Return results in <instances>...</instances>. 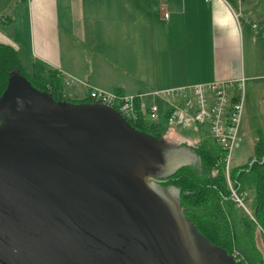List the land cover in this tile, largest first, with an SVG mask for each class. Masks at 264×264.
<instances>
[{"label":"water","instance_id":"water-1","mask_svg":"<svg viewBox=\"0 0 264 264\" xmlns=\"http://www.w3.org/2000/svg\"><path fill=\"white\" fill-rule=\"evenodd\" d=\"M124 119L11 79L0 101V264H229L152 176L175 147Z\"/></svg>","mask_w":264,"mask_h":264},{"label":"crops","instance_id":"crops-1","mask_svg":"<svg viewBox=\"0 0 264 264\" xmlns=\"http://www.w3.org/2000/svg\"><path fill=\"white\" fill-rule=\"evenodd\" d=\"M0 43L27 69L39 61L57 70L74 98L92 88L244 86L264 80V0H0ZM246 107L244 95V118Z\"/></svg>","mask_w":264,"mask_h":264},{"label":"trees","instance_id":"trees-1","mask_svg":"<svg viewBox=\"0 0 264 264\" xmlns=\"http://www.w3.org/2000/svg\"><path fill=\"white\" fill-rule=\"evenodd\" d=\"M13 78L24 81L51 102L64 103L67 107H84L93 102L87 94L81 98L66 95L64 79L57 70L39 61H33L27 69L12 45L0 43V101ZM124 120L134 131L165 144L164 126L144 119ZM174 144V150L181 156L174 153L170 170L155 172L152 176L158 180V187L173 192L197 242L216 249L230 264H264V136L254 140L253 159L229 170L230 184L235 191H252L250 201L247 195L244 198L252 218L230 196L221 163L224 153L218 145L205 137ZM257 226L263 231L262 248L253 236Z\"/></svg>","mask_w":264,"mask_h":264},{"label":"built area","instance_id":"built-area-1","mask_svg":"<svg viewBox=\"0 0 264 264\" xmlns=\"http://www.w3.org/2000/svg\"><path fill=\"white\" fill-rule=\"evenodd\" d=\"M203 1L210 3L212 0ZM241 87L242 79L235 84L232 81L214 80L138 94L92 88L87 95L93 102L115 109L125 119H144L160 124L171 135L174 128L181 127L191 129L192 133L197 134L193 133L197 139L209 137L224 153L221 163L232 200L249 214L244 205L246 193L235 191L229 180L231 155L242 140L239 127L243 102ZM147 96L159 100L161 104L148 102ZM160 117L162 123H158Z\"/></svg>","mask_w":264,"mask_h":264},{"label":"rangeland","instance_id":"rangeland-1","mask_svg":"<svg viewBox=\"0 0 264 264\" xmlns=\"http://www.w3.org/2000/svg\"><path fill=\"white\" fill-rule=\"evenodd\" d=\"M24 65H26L25 62H23ZM243 96L245 95V100L247 102L246 107V113L245 118L242 115L241 121H240V129L243 127L246 128V134L245 137L240 140L238 147L233 150V153L231 155V166H237L246 163L249 159H253L254 153L252 150V146L254 143V140L259 135L264 136V80H257V81H251L246 82L244 86L241 87ZM163 119L160 117L158 119V123H162ZM195 134V132H193ZM191 129H183L181 127L174 128V131L172 132V135L168 132L165 139L166 145H175L174 143H178L180 141H197V138L194 136ZM197 135V134H195ZM199 136L201 134H198ZM202 137V136H201ZM208 140H211L209 137H205ZM157 141H160L157 139ZM174 142V143H173ZM163 153V160L166 164V168L162 173L168 172L169 169V162L173 161L172 158L175 156V154H179V157L181 156L179 152L173 151ZM175 153V154H174ZM184 159V158H182ZM169 192V190H167ZM170 192H172L170 190ZM246 195L249 198L252 196V191H244ZM173 193V192H172ZM246 208V206H245ZM251 217V214H248ZM252 218V217H251ZM260 227H256L253 230V236L256 244L262 248V237H263V231L260 230ZM264 251V250H263ZM230 264V262H229ZM232 264V263H231Z\"/></svg>","mask_w":264,"mask_h":264}]
</instances>
